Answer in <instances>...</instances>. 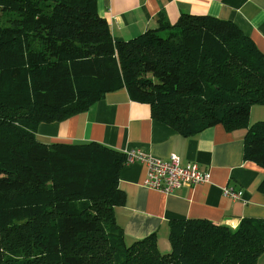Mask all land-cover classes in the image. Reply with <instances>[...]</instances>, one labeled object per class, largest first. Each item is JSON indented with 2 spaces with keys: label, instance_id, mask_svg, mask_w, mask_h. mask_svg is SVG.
<instances>
[{
  "label": "trees",
  "instance_id": "obj_1",
  "mask_svg": "<svg viewBox=\"0 0 264 264\" xmlns=\"http://www.w3.org/2000/svg\"><path fill=\"white\" fill-rule=\"evenodd\" d=\"M113 40L97 0H0V264H256L264 219L236 228L169 222L127 243L114 209L126 154L95 143L40 142L39 125L81 114L125 89L153 120L181 135L244 129L243 160L263 171L264 55L233 23L181 14Z\"/></svg>",
  "mask_w": 264,
  "mask_h": 264
},
{
  "label": "crops",
  "instance_id": "obj_2",
  "mask_svg": "<svg viewBox=\"0 0 264 264\" xmlns=\"http://www.w3.org/2000/svg\"><path fill=\"white\" fill-rule=\"evenodd\" d=\"M115 41H126L158 26L163 14L174 24L181 14L210 16L233 23L264 55V0H97ZM264 119V106H252V117ZM244 129L227 131L222 126L206 128L194 135H181L153 120L149 106L130 100L125 89L109 92L87 111L66 121L39 125L37 139L46 144L95 143L127 154L167 160L180 159L209 174L205 184L177 189L169 195L143 185L146 168L133 162L118 177L124 194L122 206L114 209L115 221L127 243L149 235L157 237L160 253L169 252V222L205 220L236 228L242 219H264V195L257 188L263 171L243 160ZM230 186L242 191L241 201L222 195Z\"/></svg>",
  "mask_w": 264,
  "mask_h": 264
},
{
  "label": "built area",
  "instance_id": "obj_3",
  "mask_svg": "<svg viewBox=\"0 0 264 264\" xmlns=\"http://www.w3.org/2000/svg\"><path fill=\"white\" fill-rule=\"evenodd\" d=\"M126 157L127 164L138 162L145 166L146 174L143 181L145 187L165 195L183 187L205 184L209 181L208 172L201 171L194 164L182 165L176 156L162 160L131 151L126 154ZM222 195L233 201H241L242 191L225 186L222 189Z\"/></svg>",
  "mask_w": 264,
  "mask_h": 264
},
{
  "label": "rangeland",
  "instance_id": "obj_4",
  "mask_svg": "<svg viewBox=\"0 0 264 264\" xmlns=\"http://www.w3.org/2000/svg\"><path fill=\"white\" fill-rule=\"evenodd\" d=\"M256 116L257 115L253 114V117H252V121L253 122L251 124H253L255 122H258V121H263L264 120V119H260V117H256ZM256 264H264V254L259 257V259H258Z\"/></svg>",
  "mask_w": 264,
  "mask_h": 264
}]
</instances>
